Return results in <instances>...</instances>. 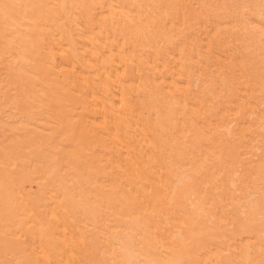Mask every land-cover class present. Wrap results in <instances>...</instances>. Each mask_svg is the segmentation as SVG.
Returning a JSON list of instances; mask_svg holds the SVG:
<instances>
[{
    "label": "bare ground",
    "instance_id": "bare-ground-1",
    "mask_svg": "<svg viewBox=\"0 0 264 264\" xmlns=\"http://www.w3.org/2000/svg\"><path fill=\"white\" fill-rule=\"evenodd\" d=\"M0 264H264V0H0Z\"/></svg>",
    "mask_w": 264,
    "mask_h": 264
}]
</instances>
